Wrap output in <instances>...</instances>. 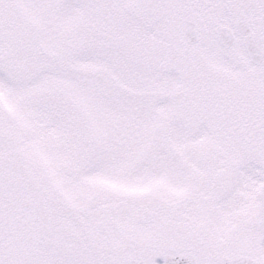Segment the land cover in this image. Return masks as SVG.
I'll return each instance as SVG.
<instances>
[{"label":"snow or ice","instance_id":"obj_1","mask_svg":"<svg viewBox=\"0 0 264 264\" xmlns=\"http://www.w3.org/2000/svg\"><path fill=\"white\" fill-rule=\"evenodd\" d=\"M0 264H264V0H0Z\"/></svg>","mask_w":264,"mask_h":264}]
</instances>
